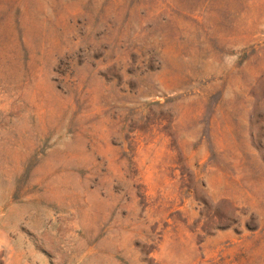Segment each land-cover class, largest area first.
Segmentation results:
<instances>
[{
  "label": "rangeland",
  "instance_id": "374dc122",
  "mask_svg": "<svg viewBox=\"0 0 264 264\" xmlns=\"http://www.w3.org/2000/svg\"><path fill=\"white\" fill-rule=\"evenodd\" d=\"M0 264H264V0H0Z\"/></svg>",
  "mask_w": 264,
  "mask_h": 264
}]
</instances>
